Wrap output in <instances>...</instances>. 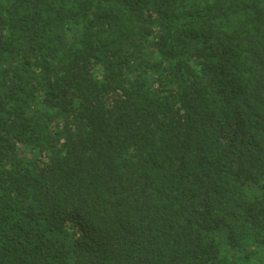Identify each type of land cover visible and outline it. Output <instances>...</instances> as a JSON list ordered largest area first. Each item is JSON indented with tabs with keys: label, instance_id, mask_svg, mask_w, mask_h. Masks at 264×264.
I'll return each instance as SVG.
<instances>
[{
	"label": "trees",
	"instance_id": "trees-1",
	"mask_svg": "<svg viewBox=\"0 0 264 264\" xmlns=\"http://www.w3.org/2000/svg\"><path fill=\"white\" fill-rule=\"evenodd\" d=\"M0 264H264V0H0Z\"/></svg>",
	"mask_w": 264,
	"mask_h": 264
}]
</instances>
